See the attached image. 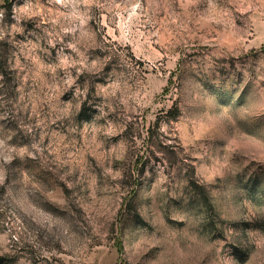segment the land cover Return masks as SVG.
I'll list each match as a JSON object with an SVG mask.
<instances>
[{
  "label": "rangeland",
  "instance_id": "rangeland-1",
  "mask_svg": "<svg viewBox=\"0 0 264 264\" xmlns=\"http://www.w3.org/2000/svg\"><path fill=\"white\" fill-rule=\"evenodd\" d=\"M0 264H264V0H0Z\"/></svg>",
  "mask_w": 264,
  "mask_h": 264
}]
</instances>
